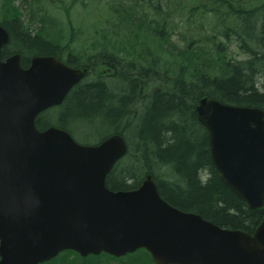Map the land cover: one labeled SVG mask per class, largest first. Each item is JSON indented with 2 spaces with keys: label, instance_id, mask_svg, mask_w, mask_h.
I'll use <instances>...</instances> for the list:
<instances>
[{
  "label": "trees",
  "instance_id": "trees-1",
  "mask_svg": "<svg viewBox=\"0 0 264 264\" xmlns=\"http://www.w3.org/2000/svg\"><path fill=\"white\" fill-rule=\"evenodd\" d=\"M103 6L108 31L91 44L95 53L86 54L72 47L70 16L64 43L48 16L25 21L15 0L3 3L0 23L10 35L3 57L19 53L27 67L32 56L53 55L87 70L61 106L41 114L38 127L73 135L71 127L85 123L106 131L101 140L120 134L128 152L107 177L110 189H136L151 173L173 206L253 233L264 207L249 208L222 180L196 108L204 97L264 108V0H113ZM180 17L183 46L171 40ZM111 263L157 264L144 248L122 257L68 250L44 264Z\"/></svg>",
  "mask_w": 264,
  "mask_h": 264
},
{
  "label": "water",
  "instance_id": "water-1",
  "mask_svg": "<svg viewBox=\"0 0 264 264\" xmlns=\"http://www.w3.org/2000/svg\"><path fill=\"white\" fill-rule=\"evenodd\" d=\"M0 24V264H39L60 252L116 257L146 249L157 264H264V218L253 233L221 227L162 198L152 174L132 190L107 177L128 152L124 136L81 144L40 130L86 75L53 55L3 58ZM220 177L251 209L264 207V108L207 97L196 108Z\"/></svg>",
  "mask_w": 264,
  "mask_h": 264
},
{
  "label": "rangeland",
  "instance_id": "rangeland-1",
  "mask_svg": "<svg viewBox=\"0 0 264 264\" xmlns=\"http://www.w3.org/2000/svg\"><path fill=\"white\" fill-rule=\"evenodd\" d=\"M73 1L74 0H26L24 2L23 0H15V3L21 6L25 21H30L34 16L38 19L41 18V16L44 17L43 15L48 16L53 23L54 29L52 31L59 29L61 35L64 36V43H66L70 37V28L68 26L70 16L72 20L70 24L75 28L72 47L76 52L81 51L86 54H89V52L95 53L91 49V44L93 42H102L103 32L108 31L106 28L105 13L107 14L109 8L103 5L105 3L107 5L110 1L112 3L113 0H77V4L72 5ZM5 2L6 0H0V18L3 16L1 9ZM82 2H84L85 5H83ZM178 20H180V26L175 31L171 40L175 41L179 46H183L184 41L181 32L184 29V25L181 22V17L178 18L177 21ZM232 45V53L239 56V50L236 44L233 43ZM71 128L74 138L80 142L95 143L106 135L105 130L100 133L95 132L96 130L90 129V125L85 123Z\"/></svg>",
  "mask_w": 264,
  "mask_h": 264
},
{
  "label": "flooded vegetation",
  "instance_id": "flooded-vegetation-1",
  "mask_svg": "<svg viewBox=\"0 0 264 264\" xmlns=\"http://www.w3.org/2000/svg\"><path fill=\"white\" fill-rule=\"evenodd\" d=\"M41 114H43V112H42V113H40V114L37 116V118H36V125H37V122H38V120H39V118H40ZM37 127H38V125H37ZM38 128H39V127H38ZM44 129H45V128H44Z\"/></svg>",
  "mask_w": 264,
  "mask_h": 264
}]
</instances>
